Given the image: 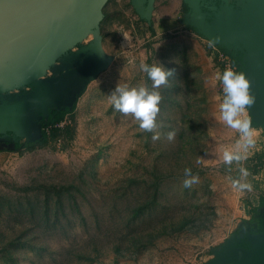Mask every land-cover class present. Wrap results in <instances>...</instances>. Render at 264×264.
I'll list each match as a JSON object with an SVG mask.
<instances>
[{
	"label": "rangeland",
	"instance_id": "obj_1",
	"mask_svg": "<svg viewBox=\"0 0 264 264\" xmlns=\"http://www.w3.org/2000/svg\"><path fill=\"white\" fill-rule=\"evenodd\" d=\"M50 1L0 0V106L30 92L49 61L86 44L76 38L64 53L43 54L58 42L43 30L42 5L57 16ZM173 1L174 20L159 23L156 6L102 0L90 57L97 69L75 104L36 141L0 142V264H264V24L226 8L218 22L258 30L216 32L201 1H186L185 18ZM237 1L245 9L256 0ZM77 4L68 9L75 32ZM144 63L173 71L158 88L152 131L110 97L116 86L150 88ZM227 64L249 82L247 138L221 118L218 74Z\"/></svg>",
	"mask_w": 264,
	"mask_h": 264
},
{
	"label": "crops",
	"instance_id": "obj_2",
	"mask_svg": "<svg viewBox=\"0 0 264 264\" xmlns=\"http://www.w3.org/2000/svg\"><path fill=\"white\" fill-rule=\"evenodd\" d=\"M55 1V4H54ZM48 3L50 9L57 6V16L53 13L46 15V6L42 5V23L49 24L44 27L45 32H49L51 38L57 39L58 42L51 45L43 54H54L63 52L64 49L72 48V43L76 38H85L86 44L79 49L66 51L65 57L56 61H49L42 69L48 70L47 75L34 78L33 88L30 92L21 94L16 103L0 106V142L7 149H14L18 143L25 144L36 141L41 137L43 131H48L56 112H66L73 106L85 90L89 81L94 77L97 65L94 64L90 57L96 54L97 50L92 49V38L94 36V27L101 19L96 14V7L102 0H54ZM105 1V0H104ZM135 4L136 9L152 10L153 7L159 8V23L164 21H173L170 18L169 7L174 6L173 0H131ZM186 1L178 0L176 7L183 18L186 17ZM84 6L80 15L81 28L75 32L74 16H68V9H73L75 4ZM199 6V2H198ZM219 13L213 22V29L216 32L232 29L239 36H252L257 30L261 19H264V0H256L249 8L243 9L238 15L243 13L251 14V22L254 28L248 31L229 25L227 21L218 22ZM199 11V7H198ZM254 12H259V17L254 19ZM201 15V13H199ZM95 16H97L95 18ZM254 17V18H253ZM55 18V27L51 26ZM185 22V20L183 21ZM79 27V26H78ZM77 27V28H78ZM76 55V57H74ZM78 55V56H77Z\"/></svg>",
	"mask_w": 264,
	"mask_h": 264
},
{
	"label": "clouds",
	"instance_id": "obj_3",
	"mask_svg": "<svg viewBox=\"0 0 264 264\" xmlns=\"http://www.w3.org/2000/svg\"><path fill=\"white\" fill-rule=\"evenodd\" d=\"M141 70L147 73L150 80L153 81L152 86L127 87L116 86L111 92L110 97L113 101L115 109L128 114L131 113L140 122V127L148 131H152L157 127L156 117L159 112V101L161 99L158 88L167 82V77L172 75L173 71L166 69L162 64H141ZM223 85L224 97L219 105L222 120L230 127L238 129L244 137H250V121L241 118L247 105L252 103L249 93V82L245 75L236 72L231 68H225L222 73L218 74ZM174 133H169L168 138L172 139ZM158 138V134L153 139ZM250 142V141H248ZM240 159V156H236ZM225 159L231 161L233 156L225 153ZM244 175L246 171L241 169ZM186 175L190 174V170H185ZM196 181V177L185 179V186H190ZM240 187H248L240 185Z\"/></svg>",
	"mask_w": 264,
	"mask_h": 264
},
{
	"label": "trees",
	"instance_id": "obj_4",
	"mask_svg": "<svg viewBox=\"0 0 264 264\" xmlns=\"http://www.w3.org/2000/svg\"><path fill=\"white\" fill-rule=\"evenodd\" d=\"M200 5H199V11L203 14H205L206 17V22L207 24H211L216 15L221 12L223 10V8H229L230 10L234 11V12H240L242 10V5L238 4L237 0H227V1H223V0H200ZM66 112H56L53 116V120L54 122H59L63 119V115ZM46 134H48V131H43L42 132V136H45ZM260 231V230H259ZM261 233L264 234V230L260 231ZM245 250H249L248 248H245Z\"/></svg>",
	"mask_w": 264,
	"mask_h": 264
},
{
	"label": "built area",
	"instance_id": "obj_5",
	"mask_svg": "<svg viewBox=\"0 0 264 264\" xmlns=\"http://www.w3.org/2000/svg\"><path fill=\"white\" fill-rule=\"evenodd\" d=\"M225 68H231L232 70L235 71V68H234L233 66L228 65V64L224 66V69H225ZM224 69H223V70H224ZM220 87H221L222 94H223V97H224V93H223V85H222L221 82H220Z\"/></svg>",
	"mask_w": 264,
	"mask_h": 264
},
{
	"label": "water",
	"instance_id": "obj_6",
	"mask_svg": "<svg viewBox=\"0 0 264 264\" xmlns=\"http://www.w3.org/2000/svg\"><path fill=\"white\" fill-rule=\"evenodd\" d=\"M199 1H200V0H199ZM243 8H244V6L242 7V10H243ZM224 9H226V7L223 8V10H224ZM227 9H229V8H227ZM223 10H222L221 12H223ZM242 10H241V11H242ZM231 11H232V10H231ZM241 11H240V12H241ZM221 12H219V13H221ZM233 12H234V11H233ZM240 12H235V13H240ZM219 13H218V14H219ZM218 14H217V15H218ZM217 15H216V16H217ZM215 19H216V17H215ZM215 19H214V21H215ZM214 21H213V22H214ZM213 22H212V23H213Z\"/></svg>",
	"mask_w": 264,
	"mask_h": 264
}]
</instances>
